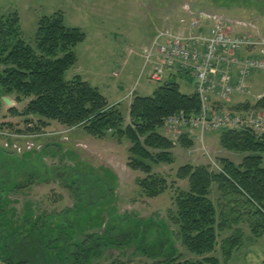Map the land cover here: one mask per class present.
Segmentation results:
<instances>
[{
  "label": "rangeland",
  "instance_id": "obj_1",
  "mask_svg": "<svg viewBox=\"0 0 264 264\" xmlns=\"http://www.w3.org/2000/svg\"><path fill=\"white\" fill-rule=\"evenodd\" d=\"M185 2L248 19L264 32V0H0V22L18 16V38L37 51L39 20L62 13L66 26L85 33L65 79L78 75L108 104L115 102L124 129L134 96H152L160 85L149 80V69L141 74L139 53L162 17L177 13ZM6 31L0 30L1 39ZM5 69L0 61V73ZM174 80L180 92L193 93V83ZM247 84L248 92L232 96L231 102L214 101L215 109L252 108L264 96V71L254 72ZM32 99L5 95L0 88V264H156L169 257L198 264H207V257L218 264H264V217L230 187L221 190L218 182L209 190L217 221L213 251L195 254L178 236L177 204L189 190L188 181L177 178L178 169L190 164L218 173L219 159L238 165L245 156L223 149L221 132L206 133L201 140L168 128L165 118L157 132L173 142V162L151 164L167 189L149 197L138 183L146 174L127 165L128 139L117 138L112 130L95 137L83 125L26 115ZM252 132L257 138L264 135V130ZM180 137L192 138L193 144L185 146ZM14 144L21 150H13ZM262 158L264 167V153Z\"/></svg>",
  "mask_w": 264,
  "mask_h": 264
},
{
  "label": "trees",
  "instance_id": "obj_2",
  "mask_svg": "<svg viewBox=\"0 0 264 264\" xmlns=\"http://www.w3.org/2000/svg\"><path fill=\"white\" fill-rule=\"evenodd\" d=\"M18 16L0 22V61L6 69L0 73V88L5 95L19 93L33 99L24 114L57 120L69 126L83 125L87 134L102 137L114 131L117 138L131 142L128 167L140 170L146 177L138 180L139 187L149 197H156L167 189L164 178L154 174L151 164L173 162V142L157 132L163 120L176 112L198 111L200 100L196 93L183 94L175 80L159 85L152 96H134L129 106L130 123L123 129L124 117L117 104L106 98L80 76L65 79V72L76 62L74 48L85 39L79 28L68 27L60 12L43 16L36 32L37 51L17 36ZM264 110V96L253 106ZM220 133V132H219ZM220 145L233 153H244L240 164L221 158L220 172L213 173L205 166L186 164L177 171V178L186 179L187 193L179 196L175 223L181 242L195 254L212 252L217 240L216 210L209 199V190L218 182L222 190L228 186L251 203L264 217V135L257 138L252 130H230L219 134ZM185 146L192 139L180 137ZM208 264H218L207 257ZM156 264H198L169 257Z\"/></svg>",
  "mask_w": 264,
  "mask_h": 264
},
{
  "label": "built area",
  "instance_id": "obj_3",
  "mask_svg": "<svg viewBox=\"0 0 264 264\" xmlns=\"http://www.w3.org/2000/svg\"><path fill=\"white\" fill-rule=\"evenodd\" d=\"M139 56L142 72L149 69L150 81L162 84L175 78L193 83L200 100L198 111H179L166 120L177 131L205 133L249 129L264 130V113L218 111L214 101L229 102L248 92L247 79L264 71V32L253 21L231 18L183 3L177 13L165 14L162 25ZM28 148L30 146H27ZM13 150L20 147L13 145Z\"/></svg>",
  "mask_w": 264,
  "mask_h": 264
},
{
  "label": "water",
  "instance_id": "obj_4",
  "mask_svg": "<svg viewBox=\"0 0 264 264\" xmlns=\"http://www.w3.org/2000/svg\"><path fill=\"white\" fill-rule=\"evenodd\" d=\"M3 102H4L6 105H9V106H11V104H12V101H11L9 98H7V97H4V98H3Z\"/></svg>",
  "mask_w": 264,
  "mask_h": 264
},
{
  "label": "crops",
  "instance_id": "obj_5",
  "mask_svg": "<svg viewBox=\"0 0 264 264\" xmlns=\"http://www.w3.org/2000/svg\"><path fill=\"white\" fill-rule=\"evenodd\" d=\"M132 52V51H131ZM141 74H143V72H142V68H141ZM106 98V97H105ZM231 101H232V99H231ZM230 101V102H231ZM110 105H113V104H116L115 102H113V103H109ZM130 104V103H129ZM130 106V105H129ZM228 153H230V154H232V152H228ZM232 162H233V160H231ZM235 164H237V163H235Z\"/></svg>",
  "mask_w": 264,
  "mask_h": 264
},
{
  "label": "bare ground",
  "instance_id": "obj_6",
  "mask_svg": "<svg viewBox=\"0 0 264 264\" xmlns=\"http://www.w3.org/2000/svg\"><path fill=\"white\" fill-rule=\"evenodd\" d=\"M260 131H262V130H260ZM217 132H219V131H216V133H217ZM213 133H214V132H213Z\"/></svg>",
  "mask_w": 264,
  "mask_h": 264
}]
</instances>
